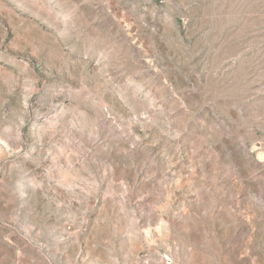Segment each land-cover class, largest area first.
<instances>
[{
    "label": "rangeland",
    "instance_id": "rangeland-1",
    "mask_svg": "<svg viewBox=\"0 0 264 264\" xmlns=\"http://www.w3.org/2000/svg\"><path fill=\"white\" fill-rule=\"evenodd\" d=\"M0 264H264V0H0Z\"/></svg>",
    "mask_w": 264,
    "mask_h": 264
}]
</instances>
